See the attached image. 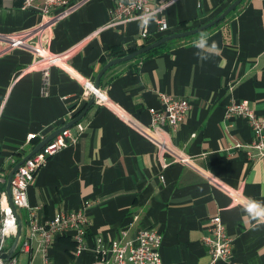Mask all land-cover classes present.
I'll list each match as a JSON object with an SVG mask.
<instances>
[{"label":"crops","instance_id":"1","mask_svg":"<svg viewBox=\"0 0 264 264\" xmlns=\"http://www.w3.org/2000/svg\"><path fill=\"white\" fill-rule=\"evenodd\" d=\"M119 1L74 0L54 12L47 28L34 11L20 8L21 0H0V173L5 183L40 141L85 108L91 97L83 99V82L94 83L101 68L116 58L114 52L207 23L234 0H174L160 16L169 31L158 33L152 21L145 44L140 21L105 27ZM213 27L205 36L222 56L200 61L194 47L198 39H180L161 54L136 57L104 73L100 88L108 103L88 108L80 120L83 132L47 160L27 190L29 209L41 225L84 200L94 201L87 212L86 249L77 253L71 236L59 234L44 245L35 235L29 251H23L29 209H19L16 264H88L96 258L97 239H132L146 229L162 237V264H208L203 238L214 215L232 238L234 264H264V223L248 207L257 202L264 208V156L233 147L248 146L253 135L245 119L225 115L231 101H245L264 116V0H243ZM19 38L24 43H17ZM71 50L49 67L47 77L41 68L25 70L41 53L58 56ZM159 94L189 101L184 121L168 130L170 147L190 158L188 166L167 156L171 163L162 169L156 145L147 137V109L159 108ZM29 134L35 138L28 140ZM16 235L6 241L5 251Z\"/></svg>","mask_w":264,"mask_h":264},{"label":"built area","instance_id":"2","mask_svg":"<svg viewBox=\"0 0 264 264\" xmlns=\"http://www.w3.org/2000/svg\"><path fill=\"white\" fill-rule=\"evenodd\" d=\"M172 1L152 5L151 0H121L111 10L110 19L105 27H115L132 21H140L139 18L144 14L156 11V18L160 21L157 25V31L158 33H166L169 31L168 24L160 16ZM72 2L70 0H21L20 8L34 11L40 16L42 26L48 28L52 24L54 12L66 10ZM139 38L142 44L148 43L149 32L147 27L142 28ZM16 42L24 43L22 38H19ZM72 52L73 50L58 56L41 53L37 61L25 70L33 71L41 68L44 76L47 77L49 67L63 62ZM82 97L84 100L93 97L94 103L99 106L108 103L105 90L100 87L95 89L94 83L90 81L83 82ZM159 103V108L150 107L147 109L150 115L147 137L156 145L161 168L166 169L170 165L171 162L167 160V156H170L172 163L188 166L191 162L190 158L176 154L170 147L168 130H175L184 121L189 110V101L167 94H159ZM225 115L226 118L239 116L245 119L253 135V140L248 146L235 143L233 147L235 149L246 148L248 151L256 152L260 157L264 156V116L256 114L245 101H231L225 107ZM83 130L84 126L80 121L75 123L72 127L56 135L17 168L11 180V198L17 210L29 209L27 190L37 171L49 158L75 142L76 133H81ZM34 138V134L28 135V140ZM159 178L163 180L162 175ZM4 184L5 177L0 173V257L5 252L6 241L14 236L17 231L15 215L8 203L5 192L1 190V186ZM93 205H95L94 201L84 200L76 210L68 213H57L44 225L37 222L35 212L29 209L28 224L30 232L28 240L22 244L23 251H29V240L35 235H39L40 244L44 245L59 234H69L71 236V239L77 243V253L86 249L83 240L87 233V212ZM123 240L122 236L108 242L97 239V244L93 248L96 258L88 264H162L160 257L162 237L156 230H140L134 238ZM203 242L209 256L208 264H215L217 261L234 264L232 261V238L227 234L219 215H214L209 219L208 234L203 238ZM0 264H16V259L11 258L6 263L0 261ZM44 264L49 263L45 262Z\"/></svg>","mask_w":264,"mask_h":264},{"label":"water","instance_id":"3","mask_svg":"<svg viewBox=\"0 0 264 264\" xmlns=\"http://www.w3.org/2000/svg\"><path fill=\"white\" fill-rule=\"evenodd\" d=\"M243 0H234L231 4H229V6L226 7V9L221 12V14H219L216 18H214L213 20L204 23L202 25H199L195 28H191V29H185L179 33H173V34H168L165 36L160 37L159 39L147 44V45H142L141 47L135 49L133 52L126 54L122 57L119 58H115L111 61H109L108 63H106L101 70L98 72L96 79L94 81V88L98 89L100 87V79L101 77L104 75V73L113 65L116 64H120V63H124V62H128L130 60L135 59L136 57L152 50L155 49L169 41H173V40H180V39H184L190 36H193L195 34L204 32L206 30H208L209 28H212L213 26L217 25L219 22H221L222 20H224L231 12H233L236 7L238 5H240V3ZM94 104V98L91 97L90 100L88 101L87 105L85 106V108L75 117L73 118L71 121H69L66 125L62 126L61 128H59L57 131L53 132L50 136H48L47 138L43 139L42 141H40L36 147L34 148V150L32 152H30L23 160H21L20 162H18L10 171V173L7 176L6 179V183H5V194L7 196V200L8 203L10 205V207L13 210V213L15 215L16 218V223H17V235L14 239V242L12 244V246L5 251L1 257H0V261L1 263H6L8 260H10L14 254V250L19 242L20 236H21V231H22V222L21 219L18 215V211L17 209L14 207L13 203H12V198H11V180H12V176L14 174V172L17 170V168L22 165L28 158H30L32 155H34L37 151H39L44 145H46L50 140H52L56 135L60 134L62 131H64L65 129L72 127L75 123L79 122L84 115L86 114L88 108Z\"/></svg>","mask_w":264,"mask_h":264},{"label":"clouds","instance_id":"4","mask_svg":"<svg viewBox=\"0 0 264 264\" xmlns=\"http://www.w3.org/2000/svg\"><path fill=\"white\" fill-rule=\"evenodd\" d=\"M174 2V0H173ZM157 12L152 11L144 14L140 17V27L146 28L149 23L156 21ZM194 47L197 49L196 55L200 61H205L210 59L212 56H222V49L217 45L215 41H212L211 44L208 42V37L201 35L198 40L194 42ZM226 61L221 63L219 66L224 67ZM249 211L252 213L253 218H258V222L264 223V208H262L257 202H250Z\"/></svg>","mask_w":264,"mask_h":264},{"label":"trees","instance_id":"5","mask_svg":"<svg viewBox=\"0 0 264 264\" xmlns=\"http://www.w3.org/2000/svg\"><path fill=\"white\" fill-rule=\"evenodd\" d=\"M70 1H74V0H70ZM236 10V9H235ZM234 10V11H235ZM233 11V12H234ZM233 12H231V13H233ZM230 13V14H231ZM229 14V15H230ZM220 23V22H219ZM218 23V24H219ZM217 24V25H218ZM212 28H214V27H212ZM212 28H209L208 30H206V31H204V32H201V33H198V34H195V35H193V36H190V37H187V38H184L183 40H190V41H193V40H196V39H199V37L203 34V35H205L209 30H211ZM186 29V28H185ZM184 29V30H185ZM176 43V40H173V41H169V42H167V43H165V44H163V45H161V46H159V47H157V48H155V49H152V50H150V51H148V52H146V53H144V54H142V55H140V56H138L136 59H145V58H149V57H151V56H154V55H157V54H161V53H163L167 48H170L171 46H173L174 44ZM135 49H129V50H126V52H114V57H116V58H119V57H122V56H124V55H126V54H129V53H131V52H133Z\"/></svg>","mask_w":264,"mask_h":264}]
</instances>
